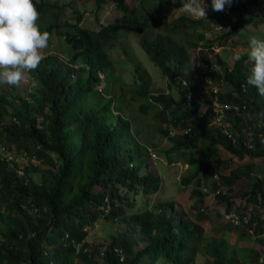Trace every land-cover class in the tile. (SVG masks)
Wrapping results in <instances>:
<instances>
[{"label":"trees","instance_id":"obj_1","mask_svg":"<svg viewBox=\"0 0 264 264\" xmlns=\"http://www.w3.org/2000/svg\"><path fill=\"white\" fill-rule=\"evenodd\" d=\"M173 1L178 7L186 4ZM108 2L125 25L84 27L77 11L73 20L62 22L67 2L34 0L37 24L49 35L62 37L66 48L63 60L48 54L36 69L27 70L38 81L27 96L10 94L15 86L9 85L0 93V145L7 151L0 150V264H76V259L81 264H195L199 253L212 256L213 264H257L260 249H235L223 237L204 238L202 224L171 199L139 211L129 208L137 206V196L154 194L161 186L150 167V148L139 141L136 124L143 114L159 117L176 160L187 163L182 185L203 183L217 190L222 182L231 190L248 175L249 169L217 173L214 163L223 166L219 148L238 159L264 157V96L246 80L251 61L245 23L261 0H242L204 17L180 15L169 21L162 0H139V6L128 0H94V9ZM232 13L236 19L224 28L219 20ZM259 14L250 26L264 24V10ZM213 28L218 34L207 37ZM128 29L140 32V47L169 87L151 92L147 70L136 63L130 98L140 102L138 117L127 107L124 93L115 89L120 77L110 55ZM240 33L242 39L233 44L248 50L239 52V60L230 54L227 61L220 49ZM198 47L206 66L203 76L185 71L189 50ZM206 77L218 87V103L232 105L222 116L211 106L213 93L203 91ZM174 127L181 128L180 134L170 135ZM214 174L218 179L212 180ZM215 195L230 212L227 190ZM242 196L251 207L236 212L247 222L234 226H244L245 236L264 244L259 237L264 227V174L256 176ZM100 217L125 229H115L104 244L89 249L85 239Z\"/></svg>","mask_w":264,"mask_h":264},{"label":"rangeland","instance_id":"obj_2","mask_svg":"<svg viewBox=\"0 0 264 264\" xmlns=\"http://www.w3.org/2000/svg\"><path fill=\"white\" fill-rule=\"evenodd\" d=\"M58 2H67V6L62 14V22L73 20L74 11L81 14L80 25L88 28L98 29L104 23L115 22L119 27L125 25V19L122 14L118 12L115 6L108 2L104 4L98 11L94 9V0H57ZM165 6V21L174 19L180 15L191 16L192 15L187 8L184 6H175L173 0H162ZM130 4L140 5L139 0H128ZM242 2V0H232L230 5H236ZM261 4L256 7L248 15V21L245 23L248 30V38L252 35L260 36L264 33V24H258L257 27L249 25V22L254 18L259 16L264 10V0H261ZM226 4L225 6H230ZM258 9V10H256ZM261 10V11H260ZM206 13L209 14L213 10L209 1V6L205 9ZM236 14L232 13L226 16L223 20L220 19L218 22L227 28L236 19ZM251 24V22H250ZM218 30L209 29L206 31V36H215ZM143 33V32H142ZM152 33V32H151ZM140 32H132L130 29L127 32H123L119 43L110 49V55L115 62V74L120 77V81L115 84V89L120 93H124V101H126L127 107L133 110L138 117L137 107L139 101L132 102L130 96L132 95V89L134 87V67L135 64H140L147 70L150 76V86L149 90L151 92H157L159 90L168 91L167 87L168 80L162 74L159 67L155 66L147 57V54L142 50L139 45ZM243 35L237 34L228 41V47L220 49L221 54L225 55L227 61L230 60L229 56L233 57L239 52L247 51V47L239 46L236 47L234 43L241 40ZM65 43L62 37L52 33L49 35L48 46L41 49V55L45 56L48 54L57 55L59 60H63L62 53L65 51ZM199 47L192 48L189 50V60L188 68L185 71L192 72L195 76H203L205 73L206 66L204 62L200 60ZM229 50V51H228ZM31 79L27 75V70H25V79L21 82L19 86H15L10 90V94H20L27 96V93L32 91L33 86L31 84ZM207 81V80H206ZM7 86H0V93L3 90H7ZM4 88V89H3ZM173 90H170L175 94V87L172 86ZM203 91L208 94L210 92L208 82L203 85ZM142 118L138 119V123L142 122V126L139 127L138 123L136 126L139 128L141 135L139 136V141L141 143H146L150 148L151 157L149 159L150 167L154 172L161 178V186L159 190L151 195H140L137 196V206L129 208L132 210H143L149 208L151 204L157 203L164 200H173L175 207L183 210L187 216L199 221L203 226V236L204 238L210 236H217L225 238L226 242L234 245L235 249L239 247H253L261 250V254H264V244L259 239L254 237H247L243 233L246 228L244 226L235 227L224 215L226 203L220 200L217 195L214 194L216 191L210 184H203L195 186L193 184L182 185L180 182L181 176L186 172L187 163L183 160H176V153L171 150L172 139L170 137L166 138L161 133V126L164 124L159 120V117L155 113L151 112L149 115L143 114ZM8 118L1 120L5 123ZM181 128L174 127L170 132V135L180 134ZM0 150L3 153H7L4 145H0ZM153 154V155H152ZM219 157L223 160V166H221V161L214 163V167L217 173L228 174L231 170L236 169H249L248 175L237 180L236 183L231 187V190L227 189V185L220 182L217 188L220 190H227L230 194L232 202V210L239 213H245L251 207V204L246 203L244 197L242 196V191L244 188L248 187L249 183L256 177L262 176L264 174V157H248L245 156L243 159H238L231 156L229 152L223 148H219ZM20 162L24 161L22 157H18ZM249 167V168H248ZM37 175V174H35ZM34 175V177H35ZM218 179L216 175H213L212 180ZM215 190V191H214ZM130 196V195H129ZM97 226H93L85 239V244L87 248H91L97 244H104L106 237L115 229L124 230V224H117L111 221V219H106L100 217L97 220ZM212 256L208 254L199 253L196 257L195 264H213ZM76 264H81V262L76 259Z\"/></svg>","mask_w":264,"mask_h":264},{"label":"clouds","instance_id":"obj_3","mask_svg":"<svg viewBox=\"0 0 264 264\" xmlns=\"http://www.w3.org/2000/svg\"><path fill=\"white\" fill-rule=\"evenodd\" d=\"M232 0H210L214 11H223ZM209 0H186L185 7L196 17L207 15ZM39 12L34 0H0V86H19L25 70H34L43 59L41 49L48 46L49 33L37 24ZM251 61L247 83L264 96V36L248 38ZM236 59L240 55L236 54ZM37 80H32L33 87Z\"/></svg>","mask_w":264,"mask_h":264},{"label":"built area","instance_id":"obj_4","mask_svg":"<svg viewBox=\"0 0 264 264\" xmlns=\"http://www.w3.org/2000/svg\"><path fill=\"white\" fill-rule=\"evenodd\" d=\"M206 80L208 82V86H209V89H210V92L213 93L212 95V99H211V106L212 108H214V110L217 112V114L219 113L218 116H222L223 112H224V109L226 108H232V105L231 104H225V105H220L218 103V100H217V93H218V87L215 86L213 83H212V79L211 77H206ZM182 85H186V82L185 80H182ZM237 106H235L236 108ZM238 108H236L237 110ZM236 112V111H235ZM153 155V154H152ZM220 192H226V190H220V189H217L214 194H218ZM226 216V218L234 225L236 224H243L245 225V223L247 222V218L244 217V221H241L240 220V217L239 215L231 210L230 212H225L224 214ZM95 224H97V222H95ZM248 231L253 234V229H248ZM259 237H262L264 239V227H263V230L262 232L259 234ZM257 264H264V254H261L260 257L258 258V263Z\"/></svg>","mask_w":264,"mask_h":264}]
</instances>
